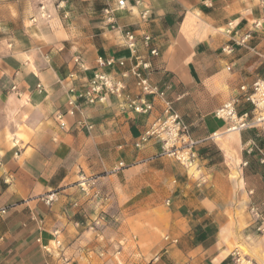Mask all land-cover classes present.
<instances>
[{"label":"crops","instance_id":"obj_1","mask_svg":"<svg viewBox=\"0 0 264 264\" xmlns=\"http://www.w3.org/2000/svg\"><path fill=\"white\" fill-rule=\"evenodd\" d=\"M116 1L0 0V264H233L242 245L264 264L252 214L264 222V129L226 132L215 113L232 98L252 112L246 96L264 80L258 0ZM109 16L149 63L146 111L129 105L136 58ZM95 74L121 81V94L79 97ZM166 102L194 142L191 167L141 141Z\"/></svg>","mask_w":264,"mask_h":264},{"label":"built area","instance_id":"obj_2","mask_svg":"<svg viewBox=\"0 0 264 264\" xmlns=\"http://www.w3.org/2000/svg\"><path fill=\"white\" fill-rule=\"evenodd\" d=\"M259 5L262 8V17L260 20L255 22V26H261L264 21V0H258ZM116 8L121 9L125 7V0H117ZM112 10L110 8L105 9V12L109 14ZM40 15L44 16V6H40ZM36 17H32V22L36 21ZM108 21L111 29H116L121 32L124 43L129 49L131 59L136 58L129 69V73L133 75L136 79V84L140 89L139 104H135V100L130 102V106L137 111L142 112L150 109L151 105L144 99V96L147 94L155 93V88L150 84L147 75H145L141 69H147L149 67L148 62L142 61L139 57H135V47H136V38L132 31L128 29H123L120 26L116 25L111 16L108 17ZM247 36L240 39L239 43H243ZM144 42L148 43L150 37L148 35L143 36ZM152 54H157L156 49L150 51ZM113 59H107L102 63L111 64ZM120 65H124L125 61L120 60L118 62ZM106 87L109 93L119 95L122 92L123 84L121 81L112 82V79L103 74H95L90 80L88 87L79 94V97L85 98L88 102H93L96 98L102 99L103 96H100L101 92L103 93V88ZM241 89H244V86H241ZM162 94V93H160ZM247 99L253 104L251 114H238L235 110L234 102L235 99H229L225 101L217 110L216 115L223 119L226 122V132L230 131H240L242 129L262 126L264 129V80L257 79L253 82V90L248 94ZM73 100L69 101V104H73ZM58 118H61V115H58ZM61 126H64L62 121H59ZM214 136L219 134L214 133ZM156 139L161 143V154L173 157L176 161L182 164L185 167H189L193 164L196 153L193 148V140L188 136V128L181 120L179 114L173 110L169 102H166V106L163 110V113L158 117L154 123L142 134L141 141H147L149 139ZM138 145V144H137ZM52 199L50 196L47 200ZM4 208H0V215L4 213ZM252 214L255 218V221H259L256 226L258 231H264V222L261 218L260 212L254 208ZM97 222H95L96 224ZM94 227V224H92ZM60 230L55 229L53 231L54 240L52 249L56 250L57 253H60L62 250V240L60 238ZM174 241V240H173ZM44 249L47 252H51L49 246H44ZM233 264H258L253 258H251L245 252L241 250H234L231 254Z\"/></svg>","mask_w":264,"mask_h":264},{"label":"rangeland","instance_id":"obj_3","mask_svg":"<svg viewBox=\"0 0 264 264\" xmlns=\"http://www.w3.org/2000/svg\"><path fill=\"white\" fill-rule=\"evenodd\" d=\"M189 167H191V166H189ZM193 170H194V168H191V169H190V171H193ZM260 232H261V231H260ZM240 249H241L242 252H245L246 254H248V251H247V249H246V246L243 247V245H242V246H240Z\"/></svg>","mask_w":264,"mask_h":264}]
</instances>
